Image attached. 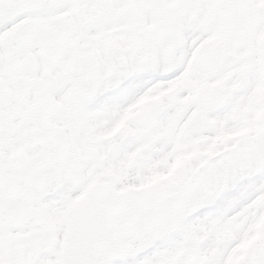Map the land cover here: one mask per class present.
Wrapping results in <instances>:
<instances>
[{
  "label": "snow or ice",
  "instance_id": "obj_1",
  "mask_svg": "<svg viewBox=\"0 0 264 264\" xmlns=\"http://www.w3.org/2000/svg\"><path fill=\"white\" fill-rule=\"evenodd\" d=\"M261 222L264 0H0V264H264Z\"/></svg>",
  "mask_w": 264,
  "mask_h": 264
},
{
  "label": "rangeland",
  "instance_id": "obj_2",
  "mask_svg": "<svg viewBox=\"0 0 264 264\" xmlns=\"http://www.w3.org/2000/svg\"><path fill=\"white\" fill-rule=\"evenodd\" d=\"M159 100V95H156V96H145L138 105H136L135 107L139 110V109H142L145 105H149V104H152V103H155ZM135 113L134 112H131L129 113L128 116H126L123 120H121L110 132L108 133H105L104 135L98 137V142H104V141H107V140H110L113 136H115L117 133L121 132L123 129H125V126H126V118L134 115ZM243 133H240L239 135H242ZM231 138V137H229ZM182 159L181 158L180 160L177 161V165L179 166L181 163H182ZM160 179V177H156V178H153V180L149 183V184H146L144 185L143 187H150L151 184L153 183H156L158 182ZM257 228L258 229H264V222H261L260 224L257 225Z\"/></svg>",
  "mask_w": 264,
  "mask_h": 264
}]
</instances>
